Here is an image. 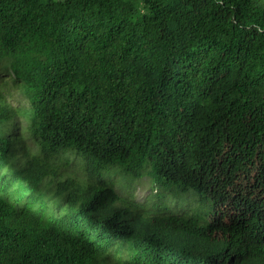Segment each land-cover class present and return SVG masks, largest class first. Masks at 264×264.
Masks as SVG:
<instances>
[{
	"label": "trees",
	"instance_id": "trees-1",
	"mask_svg": "<svg viewBox=\"0 0 264 264\" xmlns=\"http://www.w3.org/2000/svg\"><path fill=\"white\" fill-rule=\"evenodd\" d=\"M0 69V264H264V0H0Z\"/></svg>",
	"mask_w": 264,
	"mask_h": 264
},
{
	"label": "rangeland",
	"instance_id": "rangeland-1",
	"mask_svg": "<svg viewBox=\"0 0 264 264\" xmlns=\"http://www.w3.org/2000/svg\"><path fill=\"white\" fill-rule=\"evenodd\" d=\"M0 87L7 94L9 100L15 105L20 107H28L29 103L23 96L19 85L15 83L14 77L11 73L4 72L0 69ZM149 177H144L142 179H134L131 185V191L134 194V197L139 202H148L149 198L153 194L162 192L160 188L154 185V182L149 180ZM141 181V182H139ZM137 182V183H135ZM116 185L120 187V180H116ZM123 188V187H121ZM169 194V192H167ZM186 195L182 193L180 196L181 200H185Z\"/></svg>",
	"mask_w": 264,
	"mask_h": 264
}]
</instances>
